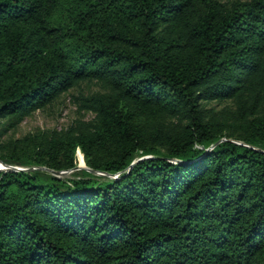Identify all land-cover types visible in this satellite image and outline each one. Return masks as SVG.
Listing matches in <instances>:
<instances>
[{
    "label": "trees",
    "instance_id": "1",
    "mask_svg": "<svg viewBox=\"0 0 264 264\" xmlns=\"http://www.w3.org/2000/svg\"><path fill=\"white\" fill-rule=\"evenodd\" d=\"M79 152L0 171V264H264V0H0L1 160Z\"/></svg>",
    "mask_w": 264,
    "mask_h": 264
},
{
    "label": "rangeland",
    "instance_id": "2",
    "mask_svg": "<svg viewBox=\"0 0 264 264\" xmlns=\"http://www.w3.org/2000/svg\"><path fill=\"white\" fill-rule=\"evenodd\" d=\"M223 2H231L232 0H222ZM105 91L96 82L81 83L78 87L73 88L68 93L62 95L56 102L51 106L34 113L32 116L26 118L16 128L10 130L4 137L5 140H16L21 139L28 135H41L52 131H66L73 125L76 120L90 121L94 118V115L89 112L78 111V107L75 104V98L79 96H92L97 93H104ZM208 108H213L217 112H231L232 105L230 102L218 104L212 103L208 105ZM79 160L77 167L72 170L61 172L57 177L63 180L77 179L83 170H88L84 161V157L79 152L77 154ZM85 164V165H84ZM16 168L25 169L31 172L33 171H46L54 175L52 171L45 167L40 168H26L21 166H11L5 164L0 158V169ZM55 176V175H54Z\"/></svg>",
    "mask_w": 264,
    "mask_h": 264
},
{
    "label": "water",
    "instance_id": "3",
    "mask_svg": "<svg viewBox=\"0 0 264 264\" xmlns=\"http://www.w3.org/2000/svg\"><path fill=\"white\" fill-rule=\"evenodd\" d=\"M2 170H14V171H29V170H25V169H16V168H6V169H0V171H2ZM89 170V169H88ZM89 171H91V172H93L94 174H98V175H104V174H102V173H96V172H94V171H92V170H89ZM52 173L57 177L58 175H60L61 174V172H55V171H52Z\"/></svg>",
    "mask_w": 264,
    "mask_h": 264
}]
</instances>
